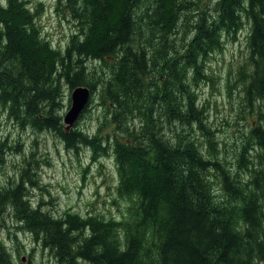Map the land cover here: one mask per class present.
Wrapping results in <instances>:
<instances>
[{
	"label": "trees",
	"instance_id": "1",
	"mask_svg": "<svg viewBox=\"0 0 264 264\" xmlns=\"http://www.w3.org/2000/svg\"><path fill=\"white\" fill-rule=\"evenodd\" d=\"M63 5L76 30L57 47L26 0H0V106L23 128L89 147L94 160L111 155L118 194L130 204L122 219L50 213L31 199L30 187L40 186L31 153L0 188V213L51 247L59 264H264V0L204 8L194 0H58L57 9ZM246 25L249 57L233 85L250 122L232 168L197 86L214 77L210 54ZM64 85L92 95L69 130ZM94 101L103 111L89 132L79 122ZM0 264H16L1 239Z\"/></svg>",
	"mask_w": 264,
	"mask_h": 264
},
{
	"label": "rangeland",
	"instance_id": "2",
	"mask_svg": "<svg viewBox=\"0 0 264 264\" xmlns=\"http://www.w3.org/2000/svg\"><path fill=\"white\" fill-rule=\"evenodd\" d=\"M26 1L31 12L36 13L43 35L57 47L65 46L76 30L69 8L63 5L58 10V0ZM194 1L204 8L216 0ZM247 34L248 25L235 40H228L223 50L210 54L207 74L214 77L212 80L203 79L197 86L201 102L208 106L209 124L218 129L221 155L227 156L232 168H237L235 155L239 148L236 144H240L241 132L249 127L250 122L246 101L233 85L238 68L249 57ZM63 90L61 114L64 118L70 110L72 89L64 85ZM89 107L90 111L81 119L79 127L94 132L101 121L103 109L98 101ZM195 135L199 137L203 151L208 153L205 137L200 131H196ZM0 145L3 148L0 149V188L18 178L24 164L23 157L28 154L31 157L34 153L40 182V186L30 187L35 204L43 201L44 209L57 216L69 209L84 216L102 215L107 219H122L127 213L130 201L118 194V171L111 155L94 160L89 147L81 146L79 150L67 147L54 130L23 128L1 106ZM0 239L6 243L16 264H59L53 251L36 241L31 233L16 228L14 220L4 213H0Z\"/></svg>",
	"mask_w": 264,
	"mask_h": 264
},
{
	"label": "water",
	"instance_id": "3",
	"mask_svg": "<svg viewBox=\"0 0 264 264\" xmlns=\"http://www.w3.org/2000/svg\"><path fill=\"white\" fill-rule=\"evenodd\" d=\"M90 96L91 91L88 86L80 85L73 90L71 107L64 117L65 129L69 130L78 121Z\"/></svg>",
	"mask_w": 264,
	"mask_h": 264
},
{
	"label": "flooded vegetation",
	"instance_id": "4",
	"mask_svg": "<svg viewBox=\"0 0 264 264\" xmlns=\"http://www.w3.org/2000/svg\"><path fill=\"white\" fill-rule=\"evenodd\" d=\"M38 242L41 243L40 241H38ZM45 248H46V249H50L51 251H53L52 248L49 247V246H46Z\"/></svg>",
	"mask_w": 264,
	"mask_h": 264
}]
</instances>
